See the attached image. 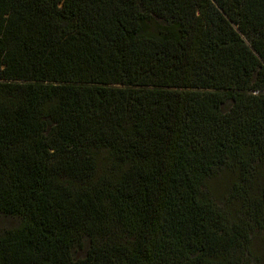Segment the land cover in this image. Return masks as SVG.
<instances>
[{
  "label": "trees",
  "instance_id": "trees-1",
  "mask_svg": "<svg viewBox=\"0 0 264 264\" xmlns=\"http://www.w3.org/2000/svg\"><path fill=\"white\" fill-rule=\"evenodd\" d=\"M0 214V264L256 262L264 0H0Z\"/></svg>",
  "mask_w": 264,
  "mask_h": 264
},
{
  "label": "rangeland",
  "instance_id": "rangeland-1",
  "mask_svg": "<svg viewBox=\"0 0 264 264\" xmlns=\"http://www.w3.org/2000/svg\"><path fill=\"white\" fill-rule=\"evenodd\" d=\"M209 187L216 193V194H222L223 192V186L221 184L220 180H210L208 183ZM19 220L16 217H10V216H4L0 214V235L9 229H14L18 226ZM253 249H254V255L256 262L253 264H264V235L259 234L256 239H254L253 242ZM77 256H82V251L77 252Z\"/></svg>",
  "mask_w": 264,
  "mask_h": 264
}]
</instances>
